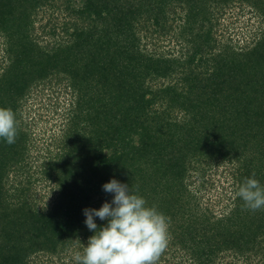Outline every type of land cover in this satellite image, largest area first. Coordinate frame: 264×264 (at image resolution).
I'll return each instance as SVG.
<instances>
[{
    "label": "trees",
    "instance_id": "obj_1",
    "mask_svg": "<svg viewBox=\"0 0 264 264\" xmlns=\"http://www.w3.org/2000/svg\"><path fill=\"white\" fill-rule=\"evenodd\" d=\"M236 6L261 21L243 47L215 31ZM173 31L179 49L157 50ZM0 36V107L19 120L16 142L0 140V264H75L94 235L84 209L111 203L112 179L170 218L159 264H264V210L237 196L248 178L264 187V0H0ZM51 79L64 128L35 156L23 107ZM226 161L217 210L191 179Z\"/></svg>",
    "mask_w": 264,
    "mask_h": 264
},
{
    "label": "clouds",
    "instance_id": "obj_2",
    "mask_svg": "<svg viewBox=\"0 0 264 264\" xmlns=\"http://www.w3.org/2000/svg\"><path fill=\"white\" fill-rule=\"evenodd\" d=\"M18 129L16 112L0 107V140L14 144ZM103 191L114 198L99 210L84 209L85 224L94 235L82 252L74 254L75 264H159L171 239L170 218L148 207L143 197L116 179L104 184ZM237 196L243 200L244 209L264 210V187L255 178L246 179ZM97 217L107 223L99 227Z\"/></svg>",
    "mask_w": 264,
    "mask_h": 264
},
{
    "label": "rangeland",
    "instance_id": "obj_3",
    "mask_svg": "<svg viewBox=\"0 0 264 264\" xmlns=\"http://www.w3.org/2000/svg\"><path fill=\"white\" fill-rule=\"evenodd\" d=\"M178 12L184 13L181 12V9H179ZM63 20L64 17L61 16L60 21ZM44 23H47V21L44 20ZM177 23L181 24V21L179 22L178 20L176 24ZM260 26V19L253 12H250L249 8L236 6L232 9H228V11L223 14L215 31L218 39H222L223 42H231L233 45L243 47L256 38ZM178 31H173L170 36L164 38L161 44L159 43V46L161 45L160 48L157 45V50H178L179 47L176 46L178 40L175 37V33H178ZM50 38L51 36H48L46 39L50 40ZM1 41L0 36V71L3 70L2 67H4L3 65L6 63V61L4 63L3 59L4 51L1 46ZM148 43H150V40H148ZM148 47H152L153 49L151 43ZM176 55H178L177 52ZM62 83L64 84V82ZM60 89L56 80H45L38 87L33 89L32 94L23 107L24 116L29 123V129L33 131L32 136L37 145L36 148L33 149L35 156L39 154V149L41 153L45 151L44 147L47 146L49 138L54 136L59 137V134L63 132L65 119L62 109L68 104L67 101L69 98L66 95L62 96V92L59 91ZM60 101L63 104L60 106V109H57V105H59ZM233 170V165L229 164L227 161L221 164L212 163V166L203 165L200 167V174H198V172L192 174L193 178L191 181L195 183L192 185V189H196L199 196H203V202H209L215 205L217 210L222 209L223 202L219 204V199L226 195L225 193H230L232 191ZM35 186L41 204L50 202L52 199V192L50 188L46 187V183L40 181L35 183ZM74 254L75 252H72L73 256ZM39 257L41 258L43 256ZM167 257H170V254H168ZM40 262L48 263L47 257L41 258ZM55 262L57 263L56 260ZM69 262L71 263V260L67 259L66 263Z\"/></svg>",
    "mask_w": 264,
    "mask_h": 264
}]
</instances>
